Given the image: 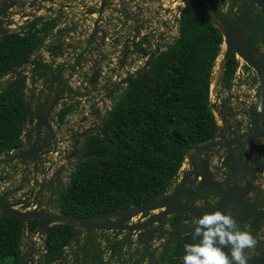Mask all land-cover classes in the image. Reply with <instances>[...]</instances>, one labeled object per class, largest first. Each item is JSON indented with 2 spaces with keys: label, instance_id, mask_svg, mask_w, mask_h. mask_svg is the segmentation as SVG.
I'll list each match as a JSON object with an SVG mask.
<instances>
[{
  "label": "trees",
  "instance_id": "16d2710c",
  "mask_svg": "<svg viewBox=\"0 0 264 264\" xmlns=\"http://www.w3.org/2000/svg\"><path fill=\"white\" fill-rule=\"evenodd\" d=\"M219 4L224 7L226 0ZM180 9L177 37L113 96L104 122L85 135L74 152L76 164L69 182L56 194L53 205L47 201L57 215L91 219L152 202L179 174L188 151L217 135L210 87L224 38L210 18L207 0H188ZM36 24L34 21L32 26ZM53 26L50 21L24 35L0 37V157L23 145L28 112L26 76L24 67L19 66L35 53ZM254 31L251 28L248 34L254 35ZM146 41L143 38L142 42ZM237 66L235 54L230 53L217 84L221 90L231 89ZM47 73L48 68L39 65L35 75L41 79ZM68 110L59 114V120ZM48 190L54 193L51 185ZM177 223L175 220L172 225ZM38 226V219L25 222L0 217V264H22V236L26 231L34 233ZM74 232L71 225L48 226L41 262L61 261ZM189 243L196 242L191 237L173 240L164 248L161 261L182 264L184 245ZM119 244H114L112 254Z\"/></svg>",
  "mask_w": 264,
  "mask_h": 264
},
{
  "label": "rangeland",
  "instance_id": "374dc122",
  "mask_svg": "<svg viewBox=\"0 0 264 264\" xmlns=\"http://www.w3.org/2000/svg\"><path fill=\"white\" fill-rule=\"evenodd\" d=\"M117 1V4L125 5L124 7H121V10L117 11V13L126 17L127 30L129 29L130 31H133V27L139 20H141L142 23V35L138 37V40L142 45H146V54L141 55L138 53L137 49L133 48L128 54V60L125 64L126 70L122 71L126 76L132 74L135 75L136 71L140 70V68L149 58L150 52L155 51L156 48L165 49L166 45L171 43L173 38L177 37V20L179 14L178 8H182L184 4L183 0ZM207 1L209 2V0ZM216 3L218 15L226 22L232 23L234 26L236 25L238 19L242 16L244 8L247 4V0H226V4L224 7L219 4V0H216ZM208 9L211 18L210 9L212 8L209 4ZM258 13L262 14V16L258 17ZM250 15L252 17V20L258 21L260 23L264 22V14L260 12L256 5L251 8ZM254 32L255 35H249L248 33H246L245 38L256 52L262 54L264 34L258 29H255ZM128 36H132V32ZM143 38H147L149 42H141V39ZM48 41H50V39L46 40V42ZM43 42H45L44 39ZM132 42L135 43L136 40L132 39ZM139 42H137L136 44H138ZM227 51L228 48H226V45L224 44V46L221 48L220 56L216 61L210 88V102L219 127L220 125H223L221 117H226V124L220 127V131H222L223 128L228 126L232 121L240 120L239 118H242L243 114L246 115V119H249V115L256 112V105L258 103L257 98L259 79L257 77V74L251 66L244 63L237 56L236 58L238 66H240L241 70L243 71V81L240 83V85H243L244 88L240 87V85L238 84H234V89L231 88L229 91H225L221 90L217 86L222 71V69L220 71V68L226 61ZM33 56L38 57L37 61L41 57V55L37 54ZM44 60L46 59L44 58ZM48 60H51V57H48ZM27 67L28 66L26 65L23 70L26 74V78L30 79V71L29 67L27 70ZM115 75L118 78L121 77L119 71L115 72ZM117 85L115 87L113 86V90L111 91H108V89L106 88L105 92L106 98L108 100L109 92H113L115 94V92L122 91L123 86ZM37 103L38 102H36L35 105ZM96 125H100V120H98ZM239 125L240 124L238 123L237 126ZM246 128H248V125L246 126ZM94 129H90L85 133H91ZM28 130L30 129L27 128V132ZM50 137L51 136L49 135V139ZM71 142L72 144L68 145L64 143L65 149L57 150L55 148L53 151L58 152L60 155L67 153L70 150L74 154V152L83 144L82 140L76 142L75 140L71 139ZM196 150L199 151L200 149L195 148L193 151ZM40 151L42 152L41 149ZM12 153L16 155L20 154L19 151H14ZM194 154L195 152H193L192 156H189L190 160L192 158L197 159L196 157H194ZM9 155L0 157V192L2 191V188L6 189V184H8V187L11 188L12 192H14V203H17L16 201H18V203L21 202L23 192L25 195L23 202L27 201L26 205L21 207L15 206L16 204H14L12 210L24 213L25 210L28 209V207H32L33 212L31 214H39L40 216L48 217L58 216L55 213L53 207L48 205L47 201H52L53 205L56 194L64 189L69 182L70 173L74 170L76 164L74 155L72 156V154H67V157H64V159L69 160H66L62 163V159L58 158L59 156H50L48 154L44 156V160L47 158H51V160H55V165H57H49L48 167L43 165L42 159V161H40L42 162V164L38 165L35 162L36 158L32 159L30 157H24L23 161L21 162H11V158H13V156ZM38 156L39 155L35 157ZM53 157H55V159ZM61 163L62 165H59ZM187 165L189 168L181 169L178 174L179 178L184 176V173L186 174V172L190 171V162H187ZM196 178L197 175L194 178V182H196ZM48 185H51L53 187L54 193H51L50 190H48ZM40 186H42V189L39 195V200L37 202L32 198V194L36 192ZM254 190L256 191V193L253 191L251 196L247 198V202L245 203L246 205L253 207V211L251 213L249 212V214H264V178L260 177L257 180L256 188ZM28 193H30L31 195L29 196ZM160 212L162 211L156 210L154 212L152 211L150 213H147L146 215H148L147 217H151L150 220H156ZM139 218L141 219L142 216L140 217V215H135L132 218L128 219L123 224V227L126 229H122V231L118 229L115 231L102 229H88L78 231L77 229H75L74 235L69 241L68 246L65 248L63 259L54 264H164L161 261L164 248L169 247L173 240H175L176 238H181L184 236L189 237L192 234V230L195 225L194 219H190L189 222L184 223L183 227L185 233L188 232V234L182 233L177 237H171V230L167 226L168 221L171 218L170 216L159 219L157 222L148 226L147 229L143 227V230L137 228H139L140 225L145 222L146 218L141 222H139ZM116 220L117 218L112 219L111 221L115 222ZM102 221L103 220H101L100 218L93 219L91 221V225L105 223ZM106 221L111 222L110 220ZM49 224L52 225L54 223ZM125 225L130 227H125ZM131 226L135 227V230L130 231ZM45 228H47V226L42 227L43 230H45ZM115 233L117 235H113ZM138 234H143V238L137 239ZM116 241H120V248L118 249L117 256H111L109 251L114 246ZM256 241L260 242L259 245L263 246V248L261 250H258L256 254H254V258L248 259V264H252L253 261L259 260L262 256H264V239H256ZM224 250L226 252L228 251V249ZM20 251L22 252L23 257L24 255H26V258H23V264H43L41 262V256L43 253L42 239L40 242H37L35 238H33V235H28L26 238H24Z\"/></svg>",
  "mask_w": 264,
  "mask_h": 264
},
{
  "label": "flooded vegetation",
  "instance_id": "af4514ba",
  "mask_svg": "<svg viewBox=\"0 0 264 264\" xmlns=\"http://www.w3.org/2000/svg\"><path fill=\"white\" fill-rule=\"evenodd\" d=\"M105 1L106 0H72L73 3L77 4V9H79V11L73 7L70 10V14L74 15V13H77V14L80 13L79 16L81 17H83L84 15H92L95 13L97 6L99 4L105 3ZM108 1H111V0H108ZM113 1H117V0H113ZM261 16H258V17H261ZM64 17H67V14H62V17L58 20L59 29L56 31V34L53 33V29L51 28V31L44 37L45 41L47 39H50L51 41V44H50L51 47L46 49V51H49L48 55L51 56V60L46 61L44 60V58H42V60L37 61V57L33 56L37 52L38 48L39 49L42 48V45H43V42H42L41 45L36 49L35 53L31 56L26 57V59L23 61L22 66L25 67L27 65L28 67H31L29 68V71L30 73L34 75L39 65L46 66L48 68V73L43 78H41L42 80L41 82L43 84H42V89L40 91L41 97L39 96L41 99L37 101L38 103L35 105L36 101H35L34 96H31L30 98L26 97L27 109H30L31 116L33 117V121L31 124H28L26 122V129L24 131L25 135L23 136V140H22L23 145L21 146L19 150H17L20 152V154L16 155L11 152L12 154L10 155L13 156V158H11V162H21L23 161L24 157H30L32 159L36 158L35 162L38 165L42 164V162L40 161H42L41 157H43V154H41L40 149L43 151L45 147L48 144H50L49 135L52 137L54 133L53 130H51L50 120L48 119L52 114H58V113L60 114L64 110V108L62 107L57 112L59 105H61V103H66L68 101V98H66L67 92H68L67 91L68 90V78H71L73 76L74 70L72 68L65 70L63 68V65H61V63L60 64L55 63V61L53 60L54 57L55 59L63 58L66 62L72 60L73 54H70L69 52L70 40L69 41L62 40V37L64 36V33L62 32L63 26H64V20H63ZM32 23L33 22L29 24V27H30L28 30L29 32L36 30V28L32 26ZM44 24L46 23L41 24V26ZM141 27H142V23L140 21L139 28H137V31L139 33H141L142 31ZM252 28L258 29L257 27H252ZM248 30L246 31V33H248ZM141 35L142 34H140V36ZM254 35H255V32H254ZM142 41L143 39H141V42ZM137 42H139L138 38L135 43L134 42L127 43L126 41L124 42L123 60H125L127 58V55L129 54L128 48H127L128 45H130L131 49L133 48L136 49V46L139 45L140 47H139L138 53L141 55L146 53L145 51L146 45H142L140 42L136 44ZM146 42H149V41L147 40ZM54 47H57V50L50 52V50ZM156 50H159L160 52L162 49L156 48L155 51H152L149 53V57L153 53H155ZM125 51H126V54H125ZM26 61L27 63H25ZM123 62L124 61H122V63ZM28 67H27V70H28ZM91 81H93L92 78H91ZM255 113L256 112L251 113V115H249V119H246L247 118L246 115L243 114L242 118H239L240 120L232 121L231 123H229L228 126L224 127L222 131H220V127H219V131L217 135L211 141L207 142L210 145L208 149H202L201 148L202 145H200L197 147L200 150L194 151L195 152L194 157H196L197 159L192 158L190 160V167H191L190 171L186 172V174L184 173V176L180 178L177 175L175 179L172 181V183L170 184V186L168 187V189L166 190V192L158 199L167 200L171 198L172 196L180 198L177 200L176 207L178 208L185 207L187 209L194 210L199 217L204 214L212 213L215 211H220V212L225 213V211L223 210V205L221 203V198H222V195H226L228 193V190L231 186L230 182L234 178V173H237L236 177L240 179V183H239L240 189L244 190V188L246 187V182H248V189H247L246 195L240 199V201L238 202L237 208L233 209V212L231 215L237 221V226L240 231L249 232L255 239H261V238L264 239V233H263L264 232V225H263L264 214L255 213V214H251L252 215L251 216L249 212L251 213L253 211L252 209L253 207L245 204L247 202V198L251 196L252 192L254 191L256 193L254 189L256 188L257 180L260 177L264 178V136L256 139L255 143L253 144L252 148L249 150L248 154H246V151H245L246 140L250 133L251 126L254 122ZM42 116L47 117V119ZM36 118L45 119L48 124V127L45 125H41L40 127H37L36 120H35ZM59 118H60V115H59ZM225 118L226 117H221L223 121V125L226 124ZM27 121H28V117H27ZM238 123L240 124L239 126H237ZM247 125H248V128H246ZM263 127H264V113H263ZM27 128L30 129L28 130V132H27ZM96 129L97 127L92 132H94ZM85 135H87V133L82 134L80 137L83 139ZM37 155L39 156L35 157ZM198 164H201V165H198ZM198 172L202 173V179L200 180L199 184L194 182L195 181L194 178L198 174ZM206 179H208L210 183L206 184L205 188L210 189V191L206 193H198V188H200V183L205 182ZM6 186L7 188L6 189L2 188V191L0 192V201H2L3 203H6L8 205V208H11V209L14 207V204H16L15 206H18V207L26 205L27 201L23 202V199L25 196L24 192H23V197H22L21 202L19 204H18V201H16L17 203H14L15 202L13 199L14 192L11 191V188L8 187V184H6ZM41 189H42V186H40L38 190L32 194L33 195L32 198L35 199V201L37 202L39 200ZM28 195L30 196L31 194L28 193ZM37 202H34V203H37ZM48 202L50 203V200H48ZM139 215L142 216L141 219L139 218V222L143 221V219H145L148 216L146 214L144 215L139 214ZM159 215L160 214H158V217ZM0 217H4V216H2L0 213ZM158 217H157V221L159 219ZM170 217L171 218L169 219L167 226L170 228L171 232L174 228L179 227V229H182L181 234L183 233V231H185L183 229L184 223L189 222L190 219H194V221L196 220L194 215L188 212H178V213L170 215ZM115 218H117V220L115 221L117 222L119 220V217H115ZM115 218H111L109 220L111 221L112 219H115ZM175 220H178V223L175 225H172V223ZM115 222L111 221L110 224L115 223ZM141 226L142 224L140 225V227ZM122 227H119L118 230L122 231L121 229ZM125 227H130V226L125 225ZM140 227L137 229H141ZM93 230H98V229H93ZM133 230H135V227H133L132 229V226H131L130 231H133ZM111 231H115V230H111ZM184 234H188V233H184ZM261 234H262V237H261ZM113 235H117V234L115 233ZM139 237H140V234L137 235V239H142L143 234L140 238ZM182 238H188V236L181 237V239ZM118 242L120 241H116L115 243H118ZM259 244L260 242H257L256 247L254 249L245 250V253L249 258H254L255 257L254 254H256L258 250H261L263 248V246H260ZM119 248H120V244H119ZM111 250L109 251L111 256H115V255L117 256L118 251L112 254ZM23 258H26V255H24Z\"/></svg>",
  "mask_w": 264,
  "mask_h": 264
},
{
  "label": "built area",
  "instance_id": "2783aa9c",
  "mask_svg": "<svg viewBox=\"0 0 264 264\" xmlns=\"http://www.w3.org/2000/svg\"><path fill=\"white\" fill-rule=\"evenodd\" d=\"M117 2L106 0L105 3L97 6L94 14L81 17L79 16L80 13L70 14L71 8L77 9V4L73 3L72 0H0L1 34L14 33L24 35L29 32V24L34 21H37L34 26L36 30L40 29L41 24L53 21L54 26L52 29L53 33L56 34L59 29L58 20L62 17V14H67V17L63 18L64 26L62 32L64 36L62 40H70L69 52L73 54L72 60L66 62L63 58L55 59V57L53 60L55 63H61L65 70L72 68L74 74L71 78H68L66 97L68 101L61 103L57 112L62 107L69 110L64 114L62 120H59V113L52 114L48 119L50 120L51 130L54 133L49 140L50 144L41 152L43 154L41 159L46 167L49 165L57 166L55 165V160H51V158L44 160V156L47 154L59 156L58 158L62 159V163L69 160L64 159L67 154L74 155L70 150L60 155L53 150L55 148L57 150L65 149L64 143L66 145L72 144L71 139L76 142L80 141L82 140L80 137L82 134L98 127L99 125H96L98 120H100L101 124L103 118H106L112 107L113 96L118 93L109 92V101L106 98V88L111 91L113 86L115 87L117 84L122 86L120 82L130 76H126L122 72L126 70L125 64L128 60V55L123 60L124 42L130 43L132 39L137 40L141 34L137 31L141 20L136 22L133 31L127 30L126 17L117 13L125 5H119ZM77 10L79 11V9ZM131 32L132 36H128ZM48 42H43L42 48L37 49L35 54L41 55L39 60H42V58L48 60V57H51L48 55L49 51H46V49L51 47V41ZM127 48L129 53L132 49L130 45ZM122 61L124 62L122 63ZM117 71L120 72V78L115 75ZM242 75L241 67L237 66L231 86L232 89H234V84L240 85L243 81ZM93 76V81H91ZM29 77L30 79L26 78L25 95L29 98L34 96L37 102L41 99L40 91L43 83L41 79L32 73L29 74ZM240 87L244 88L243 85H240ZM44 118L47 119V117ZM24 134L23 132L21 140H23ZM53 158L55 159V157ZM62 163L59 165H62ZM43 234L44 231L39 229L30 235H33L37 242L42 239L44 243ZM27 236L28 233L24 232L22 243Z\"/></svg>",
  "mask_w": 264,
  "mask_h": 264
},
{
  "label": "water",
  "instance_id": "95a60500",
  "mask_svg": "<svg viewBox=\"0 0 264 264\" xmlns=\"http://www.w3.org/2000/svg\"><path fill=\"white\" fill-rule=\"evenodd\" d=\"M188 0H183V4L186 3ZM259 2H262V13L264 14V0H247V4L244 8V12L242 16L238 19L236 25L232 26L229 25L224 19H222L220 16L216 15L218 20L226 25L230 30L228 32V41L230 45V50L227 52V57L226 60L229 56L230 53H234L236 56H239L246 64L251 66L259 79V89H258V103H263L264 101V41H263V53L259 54L254 50V48L248 43V41L245 38V33L249 28L252 27H257L258 30H260L264 34V23L260 24L254 20L251 19L250 13H251V8L254 5H258ZM181 9H178V12H180ZM212 20V19H211ZM213 22V21H212ZM214 24V23H213ZM215 25V24H214ZM216 26V25H215ZM4 35L0 33V36ZM57 50V47H54L50 50V52H53ZM159 50H156L155 53H153L144 63V65L140 68V70H137L135 75H130L126 79H124L122 82H120V85L126 86L128 85L132 79L136 76L139 75L142 71H144L151 60L154 58L156 54H158ZM126 54V51H125ZM226 62V61H225ZM224 62V63H225ZM23 62L20 64V67L22 66ZM224 66V64H223ZM222 66V69H223ZM37 67V65H36ZM35 71V70H34ZM94 77V76H93ZM92 77V79H93ZM28 112V124H31L33 121V117L30 114V109H27ZM36 125L37 127H40L41 125H45L48 127V124L45 119L43 118H36ZM105 118H103L102 122H104ZM264 136V127H263V113H259L256 111L255 116H254V122L251 126L250 133L248 135V138L246 140L245 144V151L246 154L249 153V150L252 148L253 144L255 143L256 139L259 137ZM209 144L202 145V149H208ZM195 149V148H193ZM190 151V150H189ZM188 151V152H189ZM188 154V153H187ZM186 154V155H187ZM186 157V156H185ZM184 157V158H185ZM261 171V170H260ZM237 173H234V178L230 182L231 186L228 190V193L226 195H222L221 198V203L223 205V210L225 211V214H232L233 209L237 208L238 202L242 197L246 195L247 189H248V182H246V187L244 190H241L239 187L240 179L236 177ZM205 180V179H204ZM210 181L206 179L205 182L200 183V188H198V193H206L209 192L210 189H206L205 185L209 184ZM180 198H177L175 196H172L169 199H157L152 202L146 203V204H141L136 207H131L127 210L123 211H118V212H113V213H106V214H101L99 216L93 217L91 219H75L71 217H64V216H52V217H63V218H70L71 220L77 221V222H83L86 223L88 221H92L93 219L100 218L101 220H108L111 218L119 217V220L115 223L112 224H107V223H100V224H94L91 226V229H102V230H117L119 227H122L123 224L132 216L141 214H147L151 211H156L160 210L163 212L160 213L161 218H166L172 214L178 213V212H188L194 215V217L197 219L199 216L194 210L187 209L185 207L178 208L176 207L177 200ZM19 204V203H18ZM0 213L2 216L6 217H11L14 219L18 220H24V221H29L33 219H38L39 220V229H42V227L49 226L50 224L48 223V217L46 216H40L39 214H31V213H26V212H16L12 210L11 208H8V205L6 203H3L0 201ZM51 217V216H50ZM158 219V220H159ZM157 222L156 220H150L149 222H144L142 224L143 227H148L152 225L153 223ZM58 224V223H57ZM68 225V224H66ZM43 230V229H42ZM45 231V230H43ZM193 232V230H192ZM181 233V229L179 227H176L170 232L171 237H177ZM189 237H191L195 242L199 241V237L196 239L193 238V235L191 234ZM252 264H264V256H262L259 260L253 261Z\"/></svg>",
  "mask_w": 264,
  "mask_h": 264
},
{
  "label": "clouds",
  "instance_id": "9594fccd",
  "mask_svg": "<svg viewBox=\"0 0 264 264\" xmlns=\"http://www.w3.org/2000/svg\"><path fill=\"white\" fill-rule=\"evenodd\" d=\"M256 111L264 113V103H257ZM192 235L200 239L184 245L183 264H248L245 250L257 244L249 232L238 229L232 215L220 211L198 217Z\"/></svg>",
  "mask_w": 264,
  "mask_h": 264
},
{
  "label": "bare ground",
  "instance_id": "6f19581e",
  "mask_svg": "<svg viewBox=\"0 0 264 264\" xmlns=\"http://www.w3.org/2000/svg\"><path fill=\"white\" fill-rule=\"evenodd\" d=\"M208 4L211 6V8L212 9H210L211 10V12H210V14H211V19H212V21H213V23L216 25V27L220 30V32H221V34H222V36H223V38L225 39L224 40V43H223V46H224V44L226 45V48H228V50H230L231 48H230V45H229V41H228V32H229V28L226 26V25H224V24H222L219 20H218V18L216 17V15H218V9L216 8L217 6H216V0H209V2H208ZM257 7H258V9L260 10V12H262V2H259L258 3V5H257ZM219 16V15H218ZM228 52V51H227ZM227 52H226V55H227ZM239 59H241L239 56H237ZM218 59V58H217ZM242 60V59H241ZM217 61V60H216ZM243 61V60H242ZM244 62V61H243ZM245 63V62H244ZM215 65H216V62H215ZM223 66V65H222ZM222 66H221V68H220V71H221V69H222ZM211 88V87H210ZM194 149H192V150H190L189 152H188V154L186 155V157L184 158V160H183V163H182V167H181V169H188L189 167H188V165H187V162L189 163L190 162V158H189V156L191 155L192 156V154H193V151ZM198 176H197V178H196V183L197 184H199V182H200V180L202 179L201 177H202V173H199L198 172V174H197ZM198 186V185H197ZM26 213H32L33 212V208L32 207H30V208H28L26 211H25ZM152 212V211H151ZM154 212V211H153ZM150 213V212H149ZM139 215V214H138ZM138 215H136V216H138ZM46 217H48V216H46ZM141 217V216H140ZM150 216L149 217H147L146 218V220H145V222H148L149 220H150ZM109 220V219H108ZM102 222H105V223H107V224H110V222L109 221H106V220H103ZM48 223H54V224H56V223H58V224H68V225H72V226H74V227H76L78 230H90L91 229V222L90 221H88V222H86V223H83V222H77V221H74V220H71L70 218H61V217H48ZM135 226V225H134ZM148 227H145V229H147ZM121 229H126V228H124V227H122ZM132 229H133V227H132ZM141 229H143V226H141ZM181 232H182V229H181ZM185 233V231H183V234ZM186 233H188V232H186ZM181 234V233H180Z\"/></svg>",
  "mask_w": 264,
  "mask_h": 264
}]
</instances>
